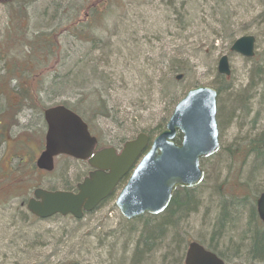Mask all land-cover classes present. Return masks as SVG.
I'll use <instances>...</instances> for the list:
<instances>
[{
	"label": "rangeland",
	"instance_id": "1",
	"mask_svg": "<svg viewBox=\"0 0 264 264\" xmlns=\"http://www.w3.org/2000/svg\"><path fill=\"white\" fill-rule=\"evenodd\" d=\"M80 1L91 5L97 0H38L27 7V22L19 26L17 8L0 5V77L5 61L22 58L19 51L24 43L26 53L29 39L51 32L68 5L77 2L75 6L81 7L79 20L86 21L90 12ZM108 7L105 21L95 24L92 21L89 26L95 42L73 38L70 45L73 61L86 66L85 87L80 90L99 92L107 102L109 113L98 119L97 134H94L99 137L101 148L121 150L140 132L149 134L159 124H166L175 105L195 86L212 88L218 93L220 151L201 163L205 178L197 187L196 212L182 218L178 232L166 233L164 247L158 246L160 249H154L137 263L172 264L171 255L166 259L163 256L169 247L173 251L178 249L173 241L174 232L178 237L186 236L190 242H201L205 248L216 243L212 226L218 216L220 199L225 208L220 213L221 222L243 216L237 221L239 235L245 227L248 229L252 205L255 208L257 197L264 191L263 174L257 178L250 175L252 158L241 163L237 181V164L227 151L244 145L247 136L254 137L264 129V0H111ZM247 35L256 39L255 56L249 60L230 51L235 40ZM224 55L231 70L226 78L217 71L218 61ZM175 67L181 70L174 73ZM181 75L182 79L177 81L176 77ZM9 85L15 86L12 76L8 78L5 92L0 93V113L7 109L8 98L15 97L7 96ZM82 95L69 99L41 93L34 107L23 101L12 117L10 132L9 116L13 109L0 116V193L9 188L23 192L16 198H7L6 202L2 201L7 195L17 192L0 195V264L136 262L140 223L135 225L136 231L131 230L130 221L122 217L115 205L126 181L110 199L77 223L57 217L37 221L30 218L23 205L31 197L33 188H75L86 177L88 166L73 159L58 158L54 172L46 176L36 171L34 164L43 150L46 134L41 109L76 101ZM240 95L247 96V113H243L240 104H234ZM228 108L234 112L230 120L225 117ZM8 159L14 161L16 174L6 170ZM236 159L240 162L242 158L236 156ZM237 182L250 187L243 189ZM223 192L228 196L225 200L221 199ZM186 203L188 208L190 203ZM249 231L255 239L258 230L251 227ZM232 233L231 229L224 231L218 250L229 252L231 243L226 242ZM39 240L46 246L37 247ZM231 241L237 243L236 239ZM245 246L242 244L238 249L241 258L228 257L226 263L248 262ZM179 250L177 260L182 257V251L186 253L187 247L184 245Z\"/></svg>",
	"mask_w": 264,
	"mask_h": 264
},
{
	"label": "water",
	"instance_id": "2",
	"mask_svg": "<svg viewBox=\"0 0 264 264\" xmlns=\"http://www.w3.org/2000/svg\"><path fill=\"white\" fill-rule=\"evenodd\" d=\"M255 43L253 36H243L233 43L230 50L249 60L255 56ZM217 71L220 76H230L227 56L220 58ZM177 79L180 80L181 76ZM43 116L47 125L45 149L37 160V167L51 172L54 158L66 155L88 160L95 171L78 186L76 194L37 190L35 199L29 201L27 208L41 220L56 215H71L79 220L84 212L94 211L139 159L116 200V206L127 220L145 214H162L178 188L192 189L203 182L205 174L201 161L220 150L217 93L208 87L188 91L175 106L165 130L153 140L149 150L150 139L141 133L126 143L120 154L113 148L94 153L97 139L91 136L87 124L72 110L56 106L46 110ZM179 133L182 140L176 144L174 140ZM256 211L264 223V192L257 199ZM185 264L225 263L198 243H191Z\"/></svg>",
	"mask_w": 264,
	"mask_h": 264
},
{
	"label": "trees",
	"instance_id": "3",
	"mask_svg": "<svg viewBox=\"0 0 264 264\" xmlns=\"http://www.w3.org/2000/svg\"><path fill=\"white\" fill-rule=\"evenodd\" d=\"M37 1L38 0H0V5H5L8 8L9 6H15V8H17L16 17L17 26H19L20 24L27 22V7H32ZM109 1L111 0H97L91 5H87L85 1H80V5L85 7L90 12L86 21L79 20L81 7L78 8L75 6L77 2H74L72 5H68V7L64 10V12H66L62 14L58 25L51 32L36 34L34 37L29 39V51L26 53L23 52V49L25 48L24 43L19 51L22 58H15V61L8 58L9 60L7 59L8 61H5L4 72L0 77V93L5 92V89H7L6 86L8 84L9 76L15 78V86L10 88L9 85V91L7 93V96L13 94L15 97L8 98L9 104L7 109L3 113H0V116H2L8 109H13L11 115L9 116V132L12 117L14 118L16 110L19 109L22 102L24 101L28 103V106L34 107L35 103L39 99V95L44 93L46 95L66 96L69 99L75 97V95L83 94L81 99L76 101H65L61 105L73 110L80 117H82V119L89 125L91 131L94 134H97L96 123L98 124V119L106 117L109 113V110H107V102L102 99L99 92L88 91V93H86L82 91L83 89L80 90L81 87H85L84 70L86 69V66L82 65L83 62L75 63L73 61L70 53V45L73 38L79 41L90 40L93 43L95 42L93 40L94 35L89 26L92 21L94 24L98 22L103 23L105 21V17L108 15L106 7L109 8ZM97 7L100 8L97 9ZM110 7L112 6L110 5ZM67 10L69 11L67 12ZM180 70L181 69L179 67H175L172 71L177 73ZM98 77L99 76H97V78ZM102 78L100 79L102 80ZM236 98L238 100H235L234 104H240L243 113H247L249 108L248 102H246L247 96L240 95ZM47 108L49 107L44 106L41 109L42 114ZM228 111L229 112L225 115V117L230 120L232 119L234 112H230L231 110L229 108ZM164 128L165 124H159L157 127L152 129L149 133L151 139L159 134ZM175 142L179 144L181 142V136H178ZM227 151L229 155L232 156L233 161L237 164V181L240 172V165L241 163L243 164L247 158H252L250 175L253 178H257L262 174L264 176V129L254 137L247 136L244 145L236 146L235 149L231 148ZM236 156H241L242 159H240V162L236 159ZM14 174H16L15 171ZM24 182L26 183L25 179ZM237 185L243 189H248L250 187L248 184H238V182ZM215 189L217 191L219 190V188ZM64 190L73 191L74 189L73 187H66ZM197 191V188L180 189L175 193L169 207L164 213L158 216L145 215L129 222L131 230L133 229V231H136L135 225L137 223H140V227L142 229L140 230L141 236L136 244L137 246L134 254L136 264L138 261L143 260L148 254H152L154 249H160L159 247L163 246L165 243L164 239L166 238V233L173 230L178 232V223L181 222L182 218L184 219V217H187L192 212H196L195 210L198 204ZM9 196L11 199L17 197L18 195L15 193ZM221 196V199L224 200L228 197L224 192ZM186 201L190 203L188 208H186ZM220 201L221 200L219 199V212L217 218L215 219V225H211L213 229L212 238L216 239L217 242L209 244L207 249L218 255V257L226 262L227 255L224 251L222 252L218 250L217 244L220 237L223 236L224 231L231 229L233 233L228 236L226 242L231 243V251L238 252V249H240L242 244H246L245 250L246 253H248V256H250L247 264H264V226L259 224L254 206H252V215L248 217V229L245 227L243 232L241 230L238 235L239 226L237 225V221L242 220L243 216H236L226 222H221L220 213L225 208L223 209ZM74 222L77 223L80 221ZM251 227L258 230L255 239L251 238V232L249 231ZM176 232H174L173 241L174 244L178 246V249L173 251L172 248L169 247L167 255L163 256V258L166 259L171 255L173 258L171 259L172 264L184 263L186 256L185 251H182V257L180 260H177L178 253L180 251L179 248L181 249L184 245L188 247V244L190 243L186 236H183L184 238H181V236L178 237ZM234 239L237 240L236 244L231 241ZM73 263L75 264L74 261L64 264Z\"/></svg>",
	"mask_w": 264,
	"mask_h": 264
},
{
	"label": "flooded vegetation",
	"instance_id": "4",
	"mask_svg": "<svg viewBox=\"0 0 264 264\" xmlns=\"http://www.w3.org/2000/svg\"><path fill=\"white\" fill-rule=\"evenodd\" d=\"M8 141H9V133H8ZM99 149V148H98ZM13 160L12 161H9V159H8V164H7V166H6V170L7 171H11V172H14L13 171ZM9 164H10V167H9ZM91 172H93V169H91V168H89V171H88V173H87V175H86V177H88L89 175H90V173ZM122 182H124V180L122 181ZM77 188V187H76ZM36 189H33V191H32V193H31V197L27 200V199H25V201H24V203H23V205L25 204L26 205V208H27V203H28V201L31 199V198H33L34 197V191H35ZM75 191H76V189H75ZM6 193H9V189L8 190H6ZM6 193H4V194H6ZM4 194L3 193H1L0 195H2L3 197H4ZM21 194H23V193H20V194H18V196H21ZM26 195H24V196H22V197H25ZM9 199V195H7L6 197H5V199L3 200V201H9L8 199ZM2 201V202H3ZM27 210V209H26ZM31 216V215H30ZM9 217V216H8ZM31 217H33V216H31ZM34 218V217H33ZM9 220V219H8Z\"/></svg>",
	"mask_w": 264,
	"mask_h": 264
},
{
	"label": "bare ground",
	"instance_id": "5",
	"mask_svg": "<svg viewBox=\"0 0 264 264\" xmlns=\"http://www.w3.org/2000/svg\"><path fill=\"white\" fill-rule=\"evenodd\" d=\"M220 76V75H219ZM221 77H224V76H221ZM214 90V89H213ZM216 93H217V91H216ZM217 95H218V93H217ZM220 117V116H219ZM220 120H221V118H220ZM219 140H220V134H219ZM219 143H220V141H219ZM183 189H186V188H183ZM172 201V200H171ZM253 206V205H252ZM169 207V206H168ZM28 212V211H27ZM37 247H45L46 246V244L44 243V242H41L40 240L39 241H37ZM225 253H226V257L228 258H236V257H238L240 254H241V252H237V251H231V249L229 250V252H228V250L226 251L225 250ZM247 254V259H249L250 258V256H248V253H246ZM238 258H241V256H239ZM75 262V261H74ZM246 263H248V262H246ZM74 264V263H73ZM75 264H80L79 262H75Z\"/></svg>",
	"mask_w": 264,
	"mask_h": 264
}]
</instances>
